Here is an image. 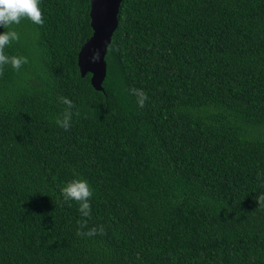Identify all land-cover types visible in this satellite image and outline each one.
I'll return each instance as SVG.
<instances>
[{
  "label": "trees",
  "instance_id": "obj_1",
  "mask_svg": "<svg viewBox=\"0 0 264 264\" xmlns=\"http://www.w3.org/2000/svg\"><path fill=\"white\" fill-rule=\"evenodd\" d=\"M40 9L0 76V264H264V0H122L103 91L77 61L90 0Z\"/></svg>",
  "mask_w": 264,
  "mask_h": 264
},
{
  "label": "clouds",
  "instance_id": "obj_2",
  "mask_svg": "<svg viewBox=\"0 0 264 264\" xmlns=\"http://www.w3.org/2000/svg\"><path fill=\"white\" fill-rule=\"evenodd\" d=\"M24 19L30 20L33 24L43 26L44 16L40 9V0H0V27L8 29L3 34H0V76L3 75L4 67L10 65L15 71H19L21 67L27 64L28 58L24 56H9L5 53V48L12 42H18L19 33L15 31L12 26L19 25ZM100 59L99 50L92 53L90 58L92 63H96ZM131 94L137 97L139 107L143 108L148 99L147 93L143 89L132 88L129 90ZM62 104L66 105L65 110L60 117H57L56 124L64 129L69 130L72 126L74 103L67 97L57 98ZM79 115L78 112L75 113ZM63 202L68 203L74 201L78 204V210L83 217H90L91 215V198L93 192L86 180L74 179L62 188ZM259 207L264 208V194L256 198ZM71 204L69 203V207ZM87 227L85 220L79 221L78 236L92 237L97 234H105L103 225L98 228L94 227L88 231H84Z\"/></svg>",
  "mask_w": 264,
  "mask_h": 264
},
{
  "label": "water",
  "instance_id": "obj_3",
  "mask_svg": "<svg viewBox=\"0 0 264 264\" xmlns=\"http://www.w3.org/2000/svg\"><path fill=\"white\" fill-rule=\"evenodd\" d=\"M122 0H90V25L92 34L81 45L78 66L81 76L90 73V83L96 90L103 91L107 64L105 56L113 32L118 24V12ZM99 50L100 59L92 63V53Z\"/></svg>",
  "mask_w": 264,
  "mask_h": 264
}]
</instances>
